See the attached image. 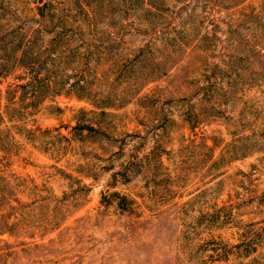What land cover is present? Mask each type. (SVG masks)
Here are the masks:
<instances>
[{
    "label": "rangeland",
    "instance_id": "1",
    "mask_svg": "<svg viewBox=\"0 0 264 264\" xmlns=\"http://www.w3.org/2000/svg\"><path fill=\"white\" fill-rule=\"evenodd\" d=\"M45 2L62 93L0 125V264H264V0H0V32Z\"/></svg>",
    "mask_w": 264,
    "mask_h": 264
},
{
    "label": "trees",
    "instance_id": "2",
    "mask_svg": "<svg viewBox=\"0 0 264 264\" xmlns=\"http://www.w3.org/2000/svg\"><path fill=\"white\" fill-rule=\"evenodd\" d=\"M78 7L87 13L90 12L85 2L80 1ZM60 10L61 8L54 6L51 2L38 6V24L32 28L33 31L27 40L24 35L18 41L14 40V33L21 31L19 29H22V26L19 29L15 26H8L5 31L0 32V83L14 75L19 69L22 70L15 75L18 83L12 92L10 88L4 91L0 86V109L5 102L4 111L0 112V125L6 120L11 122L22 120L21 116L25 113L22 111L40 109L46 103H49L47 106H51V103L55 102V97L62 93L54 90V81L44 68L45 62L39 65L41 56L44 51L47 53V49L44 50L45 46L37 42L45 38L49 31H54L60 26L65 28L64 21L60 23L54 19V15L59 14ZM49 11H53V14L49 20H46ZM47 21L52 23L51 28ZM19 33L23 34L22 31ZM43 86H45L44 90L41 89ZM5 232H11L10 228Z\"/></svg>",
    "mask_w": 264,
    "mask_h": 264
}]
</instances>
